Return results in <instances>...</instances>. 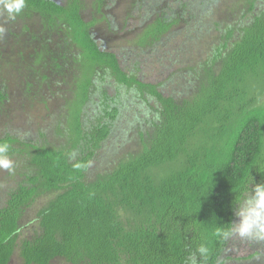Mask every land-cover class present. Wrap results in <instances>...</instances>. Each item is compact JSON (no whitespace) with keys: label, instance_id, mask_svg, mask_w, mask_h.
Masks as SVG:
<instances>
[{"label":"trees","instance_id":"trees-1","mask_svg":"<svg viewBox=\"0 0 264 264\" xmlns=\"http://www.w3.org/2000/svg\"><path fill=\"white\" fill-rule=\"evenodd\" d=\"M245 2L233 9L239 20L221 21L225 37L212 54L193 67L182 63L173 73L178 80L170 77L159 86L141 80L124 58L107 50L97 21L86 19L84 0H26L14 21L0 14L8 24L4 38L16 41L33 80L25 86L27 101L40 97L49 107L64 99L74 109L68 124L56 127L62 133L65 125V147L0 139L10 145V155L29 160L26 181L0 209V264H11L19 248L24 264H185L201 243L212 252L207 264L225 259L234 238L218 239L215 230L236 220L246 186L264 183V0ZM219 4L202 0L200 6L209 14ZM96 5L102 14L106 0ZM186 12H194L187 3L159 10L152 23L148 15L137 54L160 52L177 33L191 35L206 26L185 19ZM8 45H0L3 65L5 53L16 55ZM131 62L139 65L135 55ZM171 85L176 89L168 96ZM8 91L1 81L0 108L13 96ZM122 92L147 106L140 114L147 121L138 134L141 147L90 181L98 152L132 106L130 99L120 100ZM92 108L101 109L95 120L89 119ZM47 194L55 197L38 213L41 232L19 246L22 219Z\"/></svg>","mask_w":264,"mask_h":264},{"label":"rangeland","instance_id":"rangeland-1","mask_svg":"<svg viewBox=\"0 0 264 264\" xmlns=\"http://www.w3.org/2000/svg\"><path fill=\"white\" fill-rule=\"evenodd\" d=\"M56 1L62 3L65 0ZM97 1L84 0L86 19L89 22L97 21L96 32L100 39L106 41L105 47L107 50L119 54L122 62L126 60V67L129 70L133 68L134 72L139 74L141 80L158 86L167 82L170 77H172V81L174 82L176 79L178 80V77H175L173 73L175 70L176 72H180L179 69L183 67L182 63L184 65L188 63V66L193 67L195 63L200 64L204 61L209 56V52L212 54L215 49L214 47L219 45V40L225 37V33H223L225 27L221 21L233 22L239 20L241 18L239 12H233V9L246 3V0H220V4L216 7L217 9L214 8L208 14V11L204 12L203 7L200 6L202 0H106V5L102 10L103 13L100 14L97 11ZM186 3L194 12H186V14H183V17L187 20L193 18L205 23L206 26H202L191 35H186L185 32L177 33L168 45L166 44L159 48L160 52L150 53L149 56L137 54V36L144 28L143 23H146L144 19L149 18L150 12L158 8L157 14L162 15L159 13V10L161 13L170 7L177 10L181 5ZM210 5L208 4L207 7ZM157 14L150 15L153 20L148 22L152 23L157 18ZM219 22L222 28L218 27ZM110 23L113 25V30L110 28ZM209 25H211L210 33L207 28ZM0 27L6 30L8 28L7 22L2 20L1 16ZM18 31L19 29H15L16 33ZM5 36L4 34L1 35L0 45L1 43H7V47H9V43L10 46L14 47L16 55L12 56L5 53L4 57L9 59L4 65L0 56V82H5L8 86V93L11 96L13 95L7 106L0 108V139L13 136L27 143L34 142L40 143V145L51 143L55 147H65L67 145L65 135H69L64 130L65 125L62 133L56 127H58L57 125L60 122L68 124L74 112L73 107H71V110V105L67 104V101L64 103V99L62 100L63 102H49V107L44 104L40 97L37 100H33V103L27 101L25 86L32 85L33 80H29L28 71L23 70V64L19 55L21 50L17 46L16 41L11 38L6 42L7 37L4 38ZM133 55H135V60L139 62V65L131 62ZM174 58L179 59V62L175 64V67L168 68L170 60ZM143 62L144 64H142ZM176 85H171L168 88V96H173L170 93H172L174 88L176 89ZM111 91V94L116 96L114 87ZM125 98H133V95L122 92L120 100L123 101ZM131 102L132 106L130 105V108L123 110L122 119L116 124L113 138L98 152V157L93 161L88 180H94L98 175L112 171L117 161L123 155L133 154L141 147V140L138 134L146 126L147 121L144 120L145 116H141L140 114L147 109V106L144 105L143 108L139 101L134 102L131 100ZM94 109L95 111L92 112ZM92 110L89 112V119L95 120L101 109L92 108ZM138 116L141 119L137 120ZM67 128L69 129V125ZM47 139L48 142H46ZM11 158L15 162V171L10 174L6 170H0V209L7 205L11 192L17 190L26 181V175L29 174L26 170V165L29 162L27 158L17 154H12ZM54 197L55 194L44 195L38 198L34 205L28 209L22 219L23 230L19 238V246L24 240H31L35 238L37 233L41 232L37 221L38 213ZM20 249H17L11 264H24ZM257 251L264 252V248L246 239L242 240L236 237L224 260L226 264H259L264 259L257 261L253 258ZM52 264L68 263L63 259H57Z\"/></svg>","mask_w":264,"mask_h":264},{"label":"clouds","instance_id":"clouds-1","mask_svg":"<svg viewBox=\"0 0 264 264\" xmlns=\"http://www.w3.org/2000/svg\"><path fill=\"white\" fill-rule=\"evenodd\" d=\"M26 7V0H0V14H6L9 21H14L22 14ZM5 28L0 27V35ZM73 155L74 154H70ZM0 170L10 174L15 171V162L10 155V145L0 142ZM236 220L227 227L217 228L214 235L218 239L229 240L236 237L251 241L257 245L264 244V183L246 186L243 198L235 209ZM211 249L206 243H201L186 257L185 264H207L211 257ZM257 261L264 259V252L254 254ZM216 264H225L223 258H218Z\"/></svg>","mask_w":264,"mask_h":264}]
</instances>
